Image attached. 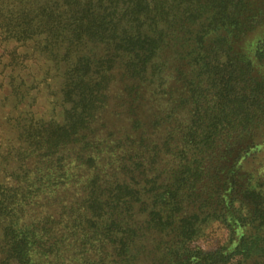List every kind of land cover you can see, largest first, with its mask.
I'll use <instances>...</instances> for the list:
<instances>
[{"label":"trees","instance_id":"obj_1","mask_svg":"<svg viewBox=\"0 0 264 264\" xmlns=\"http://www.w3.org/2000/svg\"><path fill=\"white\" fill-rule=\"evenodd\" d=\"M255 4L0 0V105L14 99L17 111L0 120V264L264 263V29L247 39L263 23ZM119 77L129 100L115 105ZM42 90L54 98L49 114L27 98ZM161 91L159 110L150 98ZM115 106L121 122L106 117ZM79 143L91 167L114 152V175L96 172L79 200L38 212L39 197L65 184L59 151ZM34 154H57L54 174L29 168Z\"/></svg>","mask_w":264,"mask_h":264},{"label":"rangeland","instance_id":"obj_2","mask_svg":"<svg viewBox=\"0 0 264 264\" xmlns=\"http://www.w3.org/2000/svg\"><path fill=\"white\" fill-rule=\"evenodd\" d=\"M254 10L253 13L256 14L260 19H262L263 23L254 31H251L248 33V40H252L253 37L260 32L261 30L264 29V0H256V4L254 5ZM247 46V45H246ZM86 51V50H85ZM94 54H96L97 56H103L105 54V50L103 47H97L94 50ZM171 66V65H170ZM167 73L169 74H173V70H167ZM174 76H176V73L173 74ZM189 77H194V73L193 70H190L188 73ZM171 78V77H170ZM169 77L166 78V82L168 83ZM161 76H159L157 74L156 77V82L155 84H152L151 88H154L155 90L158 89L156 87L159 86V84L161 83ZM55 86H58L60 84L59 81H56ZM170 85V83H168ZM126 83L125 80H123V78L119 77V79H117L116 84L113 86V90L110 92V96H109V100L111 104H121L127 100H129V97L127 95V91H126ZM178 88L183 87L182 84H177ZM141 86H145V82L141 83ZM160 87V86H159ZM165 87H169V86H165ZM162 88V86H161ZM160 88V89H161ZM163 89V88H162ZM186 89L184 88L183 91H185ZM38 91V90H37ZM119 91V92H118ZM145 93L144 97L147 96L148 99V91L147 92H142ZM149 93L151 94V90H149ZM181 93V90H178V92H176V97L178 98L179 94ZM188 94H190V92H188ZM30 97H35L38 98V102L36 104V107L38 108V110L43 111V112H48V114L51 111V105L52 102L54 101V98L52 96H50L48 94V92L46 91H41L39 93H36L35 91H31L30 95L27 96L28 99H30ZM59 97V96H58ZM169 97V94H165L163 91H161L159 94H155L154 96H152L151 102L153 104L157 103V108L160 109H164V106H168L165 105L166 102H164V99ZM13 99V98H11ZM14 99L11 101H7L5 102V106H1L0 105V120H4L6 117H8L9 115H15L17 113V111L15 110L14 107ZM161 103V104H160ZM1 104V103H0ZM24 107H26L25 103L23 105ZM119 107L115 106L113 109H109L111 110V112H107L106 113V117H109L110 114H114V118L110 117V119H112V121L114 120H119L120 122L124 119L122 117H117L116 114L114 113L113 110H117ZM123 108H120V110ZM118 110V111H120ZM127 111V110H126ZM122 113H124V110L121 111ZM126 113V112H125ZM162 113V112H161ZM127 115V113H126ZM119 116V115H118ZM181 116L183 117V119H185V114H181ZM125 122V120H124ZM3 130V129H2ZM6 131V130H5ZM100 135L106 134V132L108 131V128H102V130L100 129ZM11 133V132H9ZM15 134V133H14ZM11 136L13 134H10ZM16 136V134H15ZM14 136V142L13 144H17L18 145V141L16 139V137ZM156 136V135H155ZM154 136V137H155ZM77 147H75V145H70V146H66L65 150H60L59 153L61 154V158L63 160L62 165H64L65 167V171L67 170V178H65V184H59L53 187L48 188L49 190L45 193L42 194V196L39 197V203L38 205H36V207L38 208L37 211L39 212L40 210L43 209H47L50 210L51 212H57L60 208L59 205L64 204L65 201H70V202H74L76 200H79L83 195L87 194L88 192V187H89V180L90 178L96 173L99 172L101 175H105L107 174V176L109 178H111L114 173L113 170L111 169L110 163H111V159L115 158L116 155L114 154V152H110V149L108 148V151H104L101 155H99L98 157H96V162L95 164L98 165L97 168L96 167H91L90 164H85V163H81L80 162V156H78V153L83 154V151L78 152L80 149H82L81 144H77ZM80 147V149H79ZM78 152V153H76ZM85 152H88L87 155H92L94 154L93 150H87ZM53 157H58L57 154L53 155ZM51 159H47L44 158L42 156H40L39 154H34L31 155L30 158H28V167L33 169L35 168L37 171L41 172L42 175L44 174H54L53 169L56 166L52 165V161L54 160ZM258 163H264V156L259 157V159H257ZM106 177V176H104ZM115 178V176L113 177V179ZM74 179H79L78 183L74 182ZM67 181V183H66ZM40 204H43L44 206L39 207ZM40 208V209H39ZM258 264H264L263 262H258Z\"/></svg>","mask_w":264,"mask_h":264}]
</instances>
